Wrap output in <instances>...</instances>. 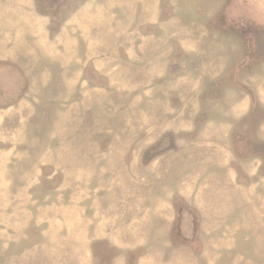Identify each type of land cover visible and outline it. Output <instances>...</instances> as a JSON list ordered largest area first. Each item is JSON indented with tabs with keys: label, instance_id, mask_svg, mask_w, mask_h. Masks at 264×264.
Wrapping results in <instances>:
<instances>
[{
	"label": "rangeland",
	"instance_id": "1",
	"mask_svg": "<svg viewBox=\"0 0 264 264\" xmlns=\"http://www.w3.org/2000/svg\"><path fill=\"white\" fill-rule=\"evenodd\" d=\"M0 264H264V0H0Z\"/></svg>",
	"mask_w": 264,
	"mask_h": 264
}]
</instances>
